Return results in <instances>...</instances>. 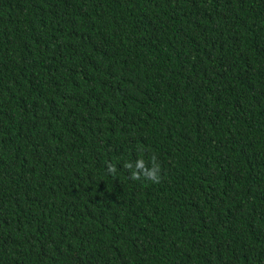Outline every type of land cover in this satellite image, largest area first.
<instances>
[{
    "label": "trees",
    "instance_id": "1",
    "mask_svg": "<svg viewBox=\"0 0 264 264\" xmlns=\"http://www.w3.org/2000/svg\"><path fill=\"white\" fill-rule=\"evenodd\" d=\"M0 264H264V0H0Z\"/></svg>",
    "mask_w": 264,
    "mask_h": 264
},
{
    "label": "clouds",
    "instance_id": "2",
    "mask_svg": "<svg viewBox=\"0 0 264 264\" xmlns=\"http://www.w3.org/2000/svg\"><path fill=\"white\" fill-rule=\"evenodd\" d=\"M123 168L127 169L130 173L131 180H147L153 183L160 182V166L156 162L155 156L151 157V166L149 167L143 158H138L133 165L132 161H125L123 163ZM107 171L110 174L115 175L117 172V166L115 164L109 163L107 165Z\"/></svg>",
    "mask_w": 264,
    "mask_h": 264
}]
</instances>
